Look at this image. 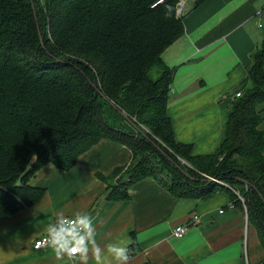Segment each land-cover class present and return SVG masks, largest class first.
I'll list each match as a JSON object with an SVG mask.
<instances>
[{
  "label": "trees",
  "instance_id": "16d2710c",
  "mask_svg": "<svg viewBox=\"0 0 264 264\" xmlns=\"http://www.w3.org/2000/svg\"><path fill=\"white\" fill-rule=\"evenodd\" d=\"M158 2L0 0V220L45 195L27 185L45 165L70 171L107 139L132 154L129 164L96 175L107 200L129 199L130 188L147 178L175 199L207 200L222 188L235 208H246L264 251V43L234 89L241 96L233 95L219 149L192 157L173 137L172 72L161 60L183 36V23L177 0ZM206 175L236 189L204 182Z\"/></svg>",
  "mask_w": 264,
  "mask_h": 264
},
{
  "label": "crops",
  "instance_id": "0c3cea01",
  "mask_svg": "<svg viewBox=\"0 0 264 264\" xmlns=\"http://www.w3.org/2000/svg\"><path fill=\"white\" fill-rule=\"evenodd\" d=\"M181 20L183 36L161 55L172 72L167 116L176 143L190 147L192 157H205L219 149L234 89L264 43V29L256 27L264 24V0H205L196 8L190 2ZM258 109L263 131L264 103ZM131 159L125 146L103 139L70 171L45 165L27 181L45 195L0 220V264H84L67 253L57 257L50 246L33 249L62 219L76 222L64 232L69 243L88 246L87 264H96V248L103 251L102 264H118L110 244L130 249L127 264H264L255 227L244 223L243 211L222 188L207 200L175 199L147 178L130 188L129 199L107 200V186L96 175L107 176ZM185 225V235L175 238L173 231Z\"/></svg>",
  "mask_w": 264,
  "mask_h": 264
},
{
  "label": "clouds",
  "instance_id": "9594fccd",
  "mask_svg": "<svg viewBox=\"0 0 264 264\" xmlns=\"http://www.w3.org/2000/svg\"><path fill=\"white\" fill-rule=\"evenodd\" d=\"M80 224H84L83 220H79ZM71 226V225H70ZM85 227L88 230H91L92 225L87 224ZM68 237L69 233H65L64 229L59 230H49L47 239L49 246L54 250L57 257H60L62 253H67L69 259L79 258L84 261V264H87V248L88 246L83 245L78 240H72L69 243ZM107 251L114 254V257L118 264H127L130 259V249L128 247H115L113 245H108ZM96 264H102L103 251L99 248H96L93 252Z\"/></svg>",
  "mask_w": 264,
  "mask_h": 264
},
{
  "label": "built area",
  "instance_id": "2783aa9c",
  "mask_svg": "<svg viewBox=\"0 0 264 264\" xmlns=\"http://www.w3.org/2000/svg\"><path fill=\"white\" fill-rule=\"evenodd\" d=\"M162 2H164V0H159L158 3H162ZM190 2L193 3L194 0H177V2L175 4L176 5L175 6V17L177 19H182L183 18L184 14H185V11H186V3H190ZM256 27H257L258 30L264 29V24L261 21H259V22L256 23ZM235 96L236 97H240L241 93L238 92V93L235 94ZM181 162L184 163L183 160H181ZM239 199H240L241 203L243 204L244 203L243 202V198H241L239 196ZM232 207L233 206L230 205V208H232ZM243 208H244V211H243V213H244V223L247 225L248 224L247 210H246V208L244 206H243ZM197 219H198V216L195 215L192 218L191 221L193 222V220L196 221ZM191 221L189 223H191ZM188 224H187V226H188ZM75 225H76L75 221L68 220V219H62L61 222H59V224H58L57 230L63 228L64 231H70L71 227H74ZM187 226L186 225L185 226H178V228H176L173 231V236L175 238H177V239L183 237L185 235V233L187 232ZM78 228L82 229L81 227H78ZM47 236L39 238V239H37L36 241L33 242V249L35 251L41 250L43 248H47V246H49V244H48L49 241L47 239Z\"/></svg>",
  "mask_w": 264,
  "mask_h": 264
},
{
  "label": "rangeland",
  "instance_id": "374dc122",
  "mask_svg": "<svg viewBox=\"0 0 264 264\" xmlns=\"http://www.w3.org/2000/svg\"><path fill=\"white\" fill-rule=\"evenodd\" d=\"M97 95L98 94H94V96L95 97H97ZM138 126H139V124H138ZM141 128H143L144 129V132H145V134H146V137L147 138H151V140H153L154 141V143L156 142V143H158V145L160 144V146H162L163 144L162 143H160V141L158 140V138H156L153 134H152V132H150V130L146 127V128H144L143 126H140ZM145 137V138H146ZM167 150V149H166ZM180 160V162H181V159H179ZM221 160V159H220ZM179 162V161H178ZM184 162V161H183ZM181 166H183L182 168H184V170L186 171V169H188V168H190V166H188V164H186V162H184V163H179ZM191 169V168H190ZM201 178H203L204 179V182L207 180L208 182H212V183H214V184H218V185H222V186H224V187H227V188H233V189H236V186L234 187V186H232V185H230L229 183H227V182H225V181H223V180H221V178L220 177H210V176H208V175H206L205 177H201ZM198 181H199V179H198ZM249 217H250V213H249ZM251 221V220H250ZM249 222V221H248ZM250 223V222H249Z\"/></svg>",
  "mask_w": 264,
  "mask_h": 264
},
{
  "label": "water",
  "instance_id": "95a60500",
  "mask_svg": "<svg viewBox=\"0 0 264 264\" xmlns=\"http://www.w3.org/2000/svg\"><path fill=\"white\" fill-rule=\"evenodd\" d=\"M96 94H98V92H96Z\"/></svg>",
  "mask_w": 264,
  "mask_h": 264
}]
</instances>
